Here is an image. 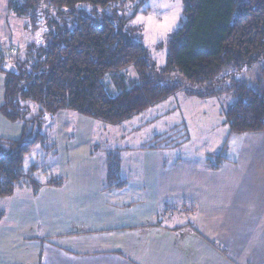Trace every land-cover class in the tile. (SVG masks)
Wrapping results in <instances>:
<instances>
[{"label": "trees", "instance_id": "obj_1", "mask_svg": "<svg viewBox=\"0 0 264 264\" xmlns=\"http://www.w3.org/2000/svg\"><path fill=\"white\" fill-rule=\"evenodd\" d=\"M126 1L147 0L10 1L9 10L27 20L28 37L38 38L1 51L9 57L0 61L1 114L21 122L23 135L18 140L0 137V198L13 197L24 183L40 186L34 178L40 168L26 170V156L42 140L43 125L61 111L121 125L179 92L204 100L230 93L236 101L224 116L231 133L264 132V0H182L186 21L169 42L163 70L126 29L135 18L120 16ZM109 8L111 15L99 17V10ZM256 68L257 87L237 80ZM31 128L38 131L32 139L27 138ZM163 141L166 147L175 142ZM207 162L219 169L221 154ZM110 170L117 180L120 167L111 164Z\"/></svg>", "mask_w": 264, "mask_h": 264}, {"label": "crops", "instance_id": "obj_2", "mask_svg": "<svg viewBox=\"0 0 264 264\" xmlns=\"http://www.w3.org/2000/svg\"><path fill=\"white\" fill-rule=\"evenodd\" d=\"M10 1L0 0V52L30 41L27 20L9 10ZM129 74L136 78L133 70ZM187 96L196 108L184 105L182 121L197 122L201 132L196 139L204 136L209 147L205 155L189 154L187 149L181 156H165L172 146L162 150L158 148L163 144H144L150 167L143 172V181L134 183L128 179L132 172L123 171L121 158L117 159V180L111 179L109 166L108 186L98 189L100 215H93L89 207L80 226L74 220L80 219L77 216L74 221L54 220L38 225L41 234L37 235L32 224L21 223L26 201L15 209L9 205L0 212L4 238L0 264H264V132L234 135L224 112L219 113L221 121L211 120L210 99ZM210 134L214 146L206 140ZM196 139H185L175 147L194 144ZM217 154L222 164L213 170L207 160ZM55 187L53 198L62 188ZM91 191L84 189L85 200L91 198ZM55 200V207L70 209L67 200ZM72 207L78 211L80 206Z\"/></svg>", "mask_w": 264, "mask_h": 264}, {"label": "rangeland", "instance_id": "obj_3", "mask_svg": "<svg viewBox=\"0 0 264 264\" xmlns=\"http://www.w3.org/2000/svg\"><path fill=\"white\" fill-rule=\"evenodd\" d=\"M84 6L86 11L90 10V6ZM78 9L82 10L80 6ZM184 10L182 0L126 1L121 5L119 14L120 16L135 15V18L127 23L126 29L135 42L142 43L147 48L157 68L163 70L167 63L169 42L186 21ZM98 12L101 17L103 14L111 15L113 11L109 8ZM32 38L29 42L36 43L38 36ZM5 66L9 70L13 69L12 63H6ZM257 70L258 68L243 72L237 80L246 82L251 87H257ZM3 86L4 81L0 83V102L3 99ZM191 101L193 100L184 92H180L121 125H110L100 120L80 116L72 111L59 112L51 121L43 125L39 131L42 140H39L26 156V170H30L33 165L40 168V172L34 175L35 181L40 186L37 188L30 183L20 185L13 197L0 198V212L8 210L9 205L15 209L21 200L26 201L28 206L24 213L25 224L21 223L32 224L34 234L37 235L41 234L39 231L41 227L38 228V225L46 223L50 225L54 220L67 222L68 218L77 216L80 219L74 220L77 221V226H80V222H83L81 218H87L83 214L89 212V207L93 215H100L98 189L108 186L106 182L109 166L119 165L120 161L118 162L117 159L121 158L123 171H127V174L132 172L130 175L133 178L128 179L130 183H134L142 182L143 172L150 167L148 164L151 160L150 152L144 154L143 151L146 150L144 144L154 145L167 137L177 144L174 142L175 145H170L169 147L172 146L170 149L166 147L164 143L166 141H163L161 143L163 146L159 147L160 144L158 149L169 148L165 156H181L188 150L189 154L205 155L209 147L204 145V136L199 141L196 139L197 134L201 132L196 128L197 122L183 123L182 121L184 105L186 109L196 108V105L190 104ZM208 101L211 103L208 104L211 120L219 122L222 118V114L219 115V113H223L236 99L232 94L225 93ZM34 114L36 112L31 116ZM37 132L36 129L31 128L27 138L32 139ZM22 135V123L9 122L0 113V137L18 140ZM188 138H194L197 142L182 148L175 147L178 144H184V140ZM206 140L214 146L215 141L211 134L206 137ZM109 155L112 158H109ZM59 179L62 180L61 184ZM52 180L58 184L51 183ZM55 186H62V188L61 193L53 198ZM135 186L136 184L131 185V187ZM88 187L92 189L91 198L85 200L84 197L88 195L84 194V189ZM55 198H58L60 203L67 200L70 203V209L62 208L61 205L55 207L52 204L56 201ZM127 202L125 198L124 203ZM74 204L80 206L78 211L72 207ZM75 213L78 215L73 216ZM13 217L16 216L11 215V218ZM2 239H4L3 233L0 234V244ZM12 246L9 245L7 248L13 249Z\"/></svg>", "mask_w": 264, "mask_h": 264}, {"label": "built area", "instance_id": "obj_4", "mask_svg": "<svg viewBox=\"0 0 264 264\" xmlns=\"http://www.w3.org/2000/svg\"><path fill=\"white\" fill-rule=\"evenodd\" d=\"M10 52L14 53L15 51L11 50ZM9 57L8 56H5L4 54H2L0 52V61H5V60H8Z\"/></svg>", "mask_w": 264, "mask_h": 264}]
</instances>
